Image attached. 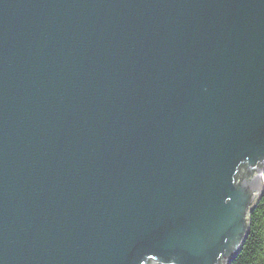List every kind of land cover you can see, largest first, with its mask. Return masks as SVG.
Segmentation results:
<instances>
[{
  "label": "water",
  "instance_id": "1",
  "mask_svg": "<svg viewBox=\"0 0 264 264\" xmlns=\"http://www.w3.org/2000/svg\"><path fill=\"white\" fill-rule=\"evenodd\" d=\"M263 177L264 0H0V264H231Z\"/></svg>",
  "mask_w": 264,
  "mask_h": 264
},
{
  "label": "trees",
  "instance_id": "2",
  "mask_svg": "<svg viewBox=\"0 0 264 264\" xmlns=\"http://www.w3.org/2000/svg\"><path fill=\"white\" fill-rule=\"evenodd\" d=\"M249 235L231 264H264V191L249 216Z\"/></svg>",
  "mask_w": 264,
  "mask_h": 264
},
{
  "label": "bare ground",
  "instance_id": "3",
  "mask_svg": "<svg viewBox=\"0 0 264 264\" xmlns=\"http://www.w3.org/2000/svg\"><path fill=\"white\" fill-rule=\"evenodd\" d=\"M264 178V177H263Z\"/></svg>",
  "mask_w": 264,
  "mask_h": 264
}]
</instances>
